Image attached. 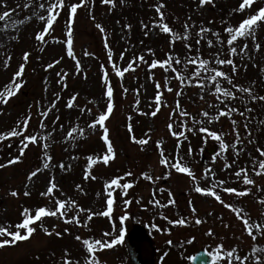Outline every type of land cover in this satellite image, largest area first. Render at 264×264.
Returning a JSON list of instances; mask_svg holds the SVG:
<instances>
[{
	"label": "rangeland",
	"instance_id": "374dc122",
	"mask_svg": "<svg viewBox=\"0 0 264 264\" xmlns=\"http://www.w3.org/2000/svg\"><path fill=\"white\" fill-rule=\"evenodd\" d=\"M50 2L52 0H0V15L7 11L9 17L5 19L13 22L23 21L15 29L11 26L0 38V92L11 83L19 65L25 63L23 53H30L23 76L17 79V83L23 81L21 89L9 98L7 104L0 102V133L17 127V121H22L30 113L31 119L25 134L47 137L46 140L41 139L38 143L30 144L19 162L12 165H7V161L20 156V141L23 136L0 140V164L7 165L0 168V226L15 231V225L22 219L21 212L24 207L35 209L38 206H47L54 209L57 199L77 202L76 208L65 209L69 218L75 216L79 208L86 211L79 213V225L65 223L64 219L58 216L45 217L36 222V231L30 239L0 248V264H41L44 261L50 262L49 264H63L64 259L71 260L73 264H84L87 253L82 241L76 239L77 236L82 239L108 241L119 234L121 227L126 231L132 224H140L147 229L156 255L157 252L160 254L170 251L165 256L167 264H190L189 258L197 249H206L214 264L213 253L216 245L221 243L225 250L235 247L239 256H250L248 264H256L252 247L255 244L264 248V237L258 236L254 242L243 231V222L236 218L232 210L220 204L214 197L197 193L187 173H179L161 165L159 160L161 149L170 162H176L179 155L182 165L189 167L196 174L201 187L208 188L216 183L215 190L225 204L232 203L238 208H243L252 220L259 219L264 222V204L259 203L264 199V175L257 176L254 171L258 169L259 161L264 160V156L257 151V148H264V137L256 136L257 130L254 131L256 134L249 131L244 134V125L247 124L250 129L254 128L252 125L258 127L256 119L259 118L256 114L251 117L249 113L247 115L250 118L246 122L243 111H248L247 109L254 106L264 116V101L257 100L240 105V98H236L224 100L222 103L214 94V84L207 85L203 92L194 79L192 83L186 82L181 86L176 72L160 67L150 69L149 64L157 58L164 60L170 54L184 59L181 65L173 66L186 80L195 70H186L183 63L191 52L182 54L181 49L172 47L171 39H164L159 28L153 26L154 22L159 20L154 5L163 2L165 22L174 33L182 36L187 23L190 26L188 33L196 37L195 50L202 53L203 59L210 61L209 67L229 69L231 76L236 75L232 78L233 84L251 87L256 95L258 88L264 87V22L256 29V39H239L233 45L238 51L231 55L227 45L228 36L223 29L229 25H238L241 19L250 14L247 10L243 14L233 12L239 0H212L203 6L199 4V0H112V3L108 4L103 0H86L85 6L77 10L72 23V48L75 55L70 57L67 54V6L79 3V0H64L66 7L58 17V22L54 24L51 34L46 36L47 43H41L35 39V33L42 30L44 22L39 21L34 13L46 15V11L40 9L39 5L43 3L47 6ZM26 3H30L32 7L25 8ZM258 7H264V0H257L251 12L254 13ZM29 17L31 19H28ZM97 24L105 31L101 32L96 27ZM173 24L177 28H173ZM128 25L130 27H127ZM201 27L211 30L204 33L203 38L197 36ZM216 32H220L223 46L217 43L214 35ZM17 36L18 39H15ZM208 40L213 41L212 46L208 45ZM245 43L248 48L244 53H240L239 49ZM257 43L261 45L259 50L255 48ZM109 48L112 53L111 62L108 59ZM85 52L90 54L85 55ZM159 52L161 55L156 57L155 54ZM9 55L11 60L5 68L3 62ZM217 55L221 59H233L237 71L233 73L232 66L228 64L218 65ZM141 56L144 57L143 62L139 59ZM77 60L80 63L79 71L76 68ZM57 61L59 63H56ZM130 62L133 63V69L125 72L123 77L115 74L113 64L123 70ZM48 64H53V67L48 68ZM102 71L109 72V81L114 90L113 112L105 123L115 149V159L108 165L101 162L89 167V156L94 159L102 157L106 151L101 145L104 144L101 139L102 130L99 127H88L99 113L107 108L104 96L106 85L99 76ZM205 75L207 74L201 73V76ZM155 82L161 85L159 89ZM220 83L223 88L239 93L226 79L220 80ZM168 87L173 91L168 92ZM157 91L162 93V103L160 111L153 116L151 113L156 111L157 107ZM177 92L182 95L177 96ZM72 96H76V101L72 108H68L66 105ZM177 100L188 116H181L179 110L173 113ZM227 107H234L239 111L233 113L231 118L222 116L219 120L209 122L210 117ZM45 111L48 112L47 116L42 115ZM204 111L209 113V117L202 115ZM240 112L243 115H240ZM232 120L237 122L235 126ZM42 122L45 124L44 128L40 127ZM169 123L173 124V131H184L193 136L204 135L205 142L210 140L205 146L216 147L214 156L204 152L205 146H200V137L197 139L198 145L194 146L193 155L177 153L178 149L174 145L178 140L171 135L167 127ZM129 124L132 125L131 131ZM185 124L186 128L183 127ZM203 124L209 131L222 134V139L228 147L222 150L212 141L215 139L201 132ZM77 128L84 130L83 136L74 132V138L69 137L68 133ZM133 136L136 141L146 139L148 143L141 146L133 140ZM157 141L163 143L158 146ZM45 142L49 145L47 151L52 157V166L49 168H43ZM233 144H236V148L232 147ZM88 147H91L89 151ZM61 163L64 168L60 167ZM37 168L41 171L31 180L28 179L29 173ZM205 168L211 169L207 178ZM241 168L247 170L248 176L255 181L254 185H245L243 175L236 176V172ZM86 172H90L87 179ZM127 172L133 175L124 176ZM142 173L151 175L153 179H146ZM111 176H123L124 179L120 183L132 182L133 187L128 189L126 194L119 188L112 193L115 198L111 216L98 214L88 220L87 210L91 213L107 210L108 194L104 186L106 181L112 179ZM53 179L57 185L54 195L42 196L41 193L47 190L49 182ZM220 180L225 182L224 185L218 184ZM78 184L82 190L77 189ZM224 187L241 191L245 188L252 190L245 197H239L225 193ZM12 191H16L18 195L12 196ZM25 191L29 195L26 196ZM169 199H173L175 203L169 205ZM125 200L129 201L127 205ZM154 201H159V204ZM193 207L196 209L195 213L191 211ZM122 216H127V219L121 221ZM181 217L188 222L184 225L170 223L171 220ZM196 217L204 223L196 224ZM41 224L53 235L45 234ZM65 229L68 231L65 232ZM208 229H212V236L206 234ZM56 232L62 235L56 236ZM192 237H195V240L191 244L187 243ZM53 240L62 242L53 244ZM168 241L172 243L169 244ZM96 255L101 264L113 263L115 255L122 261L128 257L126 249L118 245L100 250ZM257 255L264 260V253ZM223 264H228L227 260L223 261Z\"/></svg>",
	"mask_w": 264,
	"mask_h": 264
},
{
	"label": "snow or ice",
	"instance_id": "6c2138e0",
	"mask_svg": "<svg viewBox=\"0 0 264 264\" xmlns=\"http://www.w3.org/2000/svg\"><path fill=\"white\" fill-rule=\"evenodd\" d=\"M104 3L108 4V3H112V0H103ZM212 0H199V4L201 6L207 4V3H211ZM257 0H239L238 6L233 9L234 13H240L243 14L246 10L250 12L249 15L245 16L243 19H241L238 23V25H229L227 27H224L223 32L227 34L228 38H227V45L229 46V52L231 55H234L237 53L238 49L236 47H233L234 43H236L239 39L241 38H247V37H252L253 40L256 39L255 36V32L257 27L264 22V7H258L256 9V11L254 13L251 12V9L256 5ZM86 4V0H79V3H72L70 4V6H67L69 8V13H68V26H67V54L70 57H74V52H73V48H72V23L74 21V18L77 14V10L79 8H81L82 6H85ZM25 8H30L32 7V5L30 3H26L24 4ZM66 7V4L64 2V0H52V2H50L47 6L43 3H41L39 5V8L46 11V15H41L38 13H34L35 15H37L39 21L44 22L43 23V28L41 31H38L35 33V39L38 42L41 43H47L46 40V36L51 34L54 24L58 22V17L61 15L62 10ZM155 7V11L159 16V20L154 22V27L159 28V30L162 33L165 34H169L172 37V40L170 42H175L176 39H188V29H189V25L186 23L185 24V33L183 37H180L179 34L174 33V30L169 26L168 23L165 22V14L162 11V9L165 7V5L163 4V2L154 5ZM9 17V12H4L2 15H0V21L5 20V18ZM28 19H31V17H29ZM23 21H15L12 23V27L15 29L17 28L18 25L22 24ZM223 23V22H222ZM9 27L8 24L4 25V30L6 31L7 28ZM96 27L101 31L104 32L105 29L97 24ZM127 27H130V25H128ZM147 27V26H145ZM211 31L210 29L201 27L199 32L197 33V36L203 38V34L206 32ZM145 35H147V32L145 33ZM214 35L216 36V41L217 43L221 44V46H223L224 41L220 39V32H216L214 33ZM15 39H18L17 37H14ZM197 43H199V41H197ZM209 46L213 45V41L212 40H208L207 41ZM107 46V43H106ZM186 47H188L189 49H191L192 45L191 44H187ZM261 47V45L259 43H257L255 45V48L257 50H259V48ZM248 48V44L245 43L244 46L242 48L239 49L240 53H244ZM149 51H151V49H149ZM90 53L85 52V55H89ZM30 56L29 52H24L23 53V60L25 61V63H21L19 65V69L17 71H15L14 75L12 76V81L9 85H7L5 87V90L0 92V102L7 104L9 102V98L15 96L17 94V92L21 89L23 81L21 80L20 83H17V79L18 78H22L23 73L25 71V64L28 61ZM121 58H123V54H121ZM108 59L111 62L112 61V53H111V49L109 48L108 50ZM139 59L143 62L144 57L141 56L139 57ZM11 60V56L9 55L8 58L6 60H4V67L7 68L9 66V61ZM182 61L179 59V57H173L170 54L168 55V57L164 60H159V59H154L151 64H149V68L150 69H155L158 66L162 69L168 70L171 69L173 72L177 73V79L180 80V84L181 86H183L186 82L187 83H192L193 79L196 81L197 86H199L201 88V91L203 92L204 88L207 85H211L214 84L215 88H214V94L217 96L218 99H221V102L223 103L224 100H235L236 97V93L234 91H231L229 89H225L222 87L221 83H220V79H226L228 81L229 84H232L233 88H235L236 90H238L241 93H246L248 95V97L250 98L251 101H264V96H256L253 94V89L251 87H244L242 85H235L233 84L232 81V77L230 75H228V73L219 70L218 68L209 67L210 61L207 59H203L202 57H200L199 55L195 56V57H191V58H187L185 61H183L184 63V67L185 69H187L190 65L193 66H197L195 67V70L192 72V76L187 78V80L185 79V77L173 66L174 64H180ZM56 63H59L58 61ZM216 63L218 65H224V64H228L232 66V72L235 73L237 71V67L234 63V60L229 58V59H221L219 58V55H217L216 57ZM48 68H52L53 64H48L47 65ZM133 63H129L127 68H124L123 70H121L119 67H117L115 64H113V69L115 71V74L119 77H123L125 72H128L130 69H133ZM76 68L77 71H79L80 69V63L77 60L76 61ZM206 73L207 75L205 76H201V73ZM59 75V74H58ZM66 75V74H65ZM61 79H63V77H61ZM103 81L106 85V89L104 92V96L107 98V108L105 111H102L99 113V115L97 116V118L95 120H93L91 122V124H89V128L91 129H95L97 127H99L102 130V136L101 139L103 140V142L106 145V151L104 153V155L102 157H96L95 159L92 156H89L88 159V166L91 167L92 165L96 164V163H103L104 165H108L110 163V161H112L113 159H115V149L113 147V143L109 138V129L106 126V120L109 118V116L112 114L113 112V108H114V104H113V86L111 85L110 81H109V72L105 71L104 75H103ZM157 89H159L161 87V85L158 83L156 85ZM168 92H172L173 89L171 87L167 88ZM177 96L182 95L181 92H177L176 93ZM57 99H59V97H57ZM241 99H243V97H241ZM76 101V96H72L68 102H67V107L68 108H72L74 106V102ZM155 101L157 104L156 107V111L152 112L151 114L153 116H156L157 113L160 111L161 108V103H162V93L160 91L156 92V96H155ZM139 103V101L137 100V104ZM211 107V105L209 106ZM177 110L180 111V115L181 116H188L189 114L182 110L180 108V102L179 100H177L176 102V108L173 109V113H175ZM249 112L251 111V109H247ZM81 111H84V109H81ZM87 111H91V109H87ZM239 109L234 108V107H227L226 109H222L220 110L217 115L212 116L209 118V122L214 121V120H219L220 117L222 116H227L229 118L232 117L233 113L238 112ZM240 115H243L242 112L239 113ZM43 116H47L48 112L45 111L42 113ZM202 115L204 117H209V113L207 111H204L202 113ZM31 119V115L29 113V115L24 118L22 121H17V127H14L13 129H11L10 131L6 132V133H0V140H5L8 139L10 137H19V136H23V139L20 141L21 147H20V156H16L13 157L12 159H9L7 161V165H12L14 163L19 162L21 156L24 155L25 150L29 147L30 144L32 143H38L41 139L46 140L47 137H39L37 135H26V131L29 127V122ZM57 119H59V117H57ZM130 119V118H129ZM195 123V121H193ZM236 121L232 120V124L233 126L236 125ZM20 125H23V127H20ZM41 128L45 127V124L42 122L40 125ZM168 129L171 132V135L174 137H178L180 139L185 138V132L184 131H173V124L169 123L168 124ZM183 127H187V125H183ZM244 127L247 129L248 125L245 124ZM129 131L132 130V125L129 124L128 125ZM194 130V129H193ZM201 132L207 133L208 135H210L213 139L219 141V146L222 150L226 149L228 147V145H226L222 139V134H218L215 131H209V129L207 128H200ZM74 132H78L81 136H83L84 134V130L83 129H72L69 133L68 136L71 138L73 137V133ZM133 140L136 141V138L133 136ZM137 143H139L141 146L145 145L148 143V140L146 139H140L138 141H136ZM239 142V132L237 131V143ZM251 142V141H249ZM163 142L162 141H157V145H161ZM49 145L48 143H44L43 144V148L45 149L44 151V160H43V168H49L51 167V160L52 157L51 155H49L47 149H48ZM233 148H236V144L232 145ZM177 148H179V142L177 144ZM191 151V149H190ZM257 151L260 153L261 156H264V148H257ZM160 160L159 163L161 165H165L166 167H169L170 169H175L177 172L179 173H187V175L191 178V180L193 181V184L195 186V191L197 193H200L202 195H206L209 197H214L216 201H218L220 204L224 205L226 208L232 210L235 214H236V218L238 220H241L243 222V231L251 237V239L255 242L257 240L258 236L264 237V222H261V220L257 219V220H252L251 217L249 215H247L244 212L243 208H238L236 207L234 204L232 203H228L225 204V201L222 199L221 195H219L217 193V191L215 190V188L217 187L216 183H213V185L211 187L208 188H204L201 187L199 185V181L197 180V176L196 174L187 166L182 165L181 163V159L179 157V155L177 156V160L176 162H170L167 157H165L163 150L161 149V153H160ZM7 165L5 164H0V168H4ZM61 168H64L63 163L60 164ZM225 167H231V165H225ZM41 171L40 168L35 169L34 171L29 173L28 179H32L33 177H35L37 175V173H39ZM255 174L257 176H262L264 175V160H260L259 161V167L258 169H254ZM211 172L210 168H205L204 169V173H205V178H207L208 173ZM90 175V172H86L85 173V178L87 179ZM133 174L131 172H127L124 174V176H132ZM142 175L148 179V180H152L153 177L151 175H148L147 173H142ZM168 175H170V172L168 173ZM215 174L213 173V176ZM241 175H243V183L245 185H254L255 181L253 179H251L248 174H247V170L244 168L239 169L236 172V176L240 177ZM93 179H95V177H92ZM124 177L123 176H116L114 178H112L110 181H106L105 182V191L108 194V199L106 201L107 203V210L102 212V213H91L90 210L89 211V215H88V220L92 219L93 215H104V216H111L112 211H113V205H114V198L112 193L117 189H121L125 194L127 193V190L130 189L131 187H133L132 182H128V183H123L121 184V180H123ZM224 181L220 180L218 182L219 185H224ZM77 189H81V186L78 184L76 185ZM57 189V185L55 183V180L53 179L52 181L49 182V186L47 187V190L43 193H41L42 196L44 197H52L54 195V190ZM82 190V189H81ZM251 188H245L244 190H238L236 188L233 187H224L223 191L225 193L228 194H234L237 195L239 197H245L246 195H248L251 192ZM26 196L29 195V193L27 191H25L24 193ZM12 196H17L18 193L16 191H12L11 192ZM99 195V193H98ZM124 203L127 205L129 203V201L125 200ZM154 203L159 204V201H154ZM175 201L173 199H169L168 204H174ZM191 203V202H189ZM260 204H264V199H261L259 201ZM77 207V202L75 200H62V199H57L55 201V208H49L47 206H38L35 209L29 208V207H24L22 212H21V221L19 223H17L15 225V231H10L7 227L4 226H0V237H8V238H0V248H4L6 246H13L16 245L18 242L20 241H26L28 239L31 238V236L33 235V233L36 231V228L34 227L35 223L38 221H42L43 218L45 217H61L64 219L65 223L68 224H77L79 225L81 223L80 218H79V213L80 212H85L86 210L84 208H79V211L77 212V214L75 216H72L71 218L68 217L65 209L66 208H76ZM191 211L193 213L196 212L195 207H193L191 209ZM34 213V214H33ZM163 215V214H161ZM165 219H168L167 217H164ZM127 219V216H122L121 217V221H124ZM188 221L181 217L179 219L176 220H171L170 223L174 224V225H184L186 224ZM195 223L196 224H202L204 223V221H202L199 217L195 218ZM86 226V225H85ZM153 227H156V225H152ZM41 227L43 228V231L45 234L47 235H53L52 232L49 231L48 228L43 227V225L41 224ZM115 227V226H114ZM65 232L68 231V229L64 230ZM208 236H212L213 235V231L212 229H208V232L206 233ZM56 236H60L62 235V233L60 232H56L55 233ZM105 235L107 236L108 233H105ZM124 238V228L121 227L119 229V235L116 236L115 238L109 239L108 241H104V240H98V239H82L81 236H77L76 239L78 241H82V245L84 246L85 250H86V258L84 261V264H101L100 259L98 258V256L96 255V253L100 250H103L105 248H112L113 246L117 245L118 243H121L123 241ZM195 240V237H192L191 239H189L187 241V243L191 244L193 241ZM169 244L172 243V241H168ZM67 252V250H66ZM238 249L233 247L230 250H225L224 249V245L218 244L216 245L215 251L213 253V258H214V264H223V261L227 260L228 264H248V260L251 258L250 256H244L241 257L237 254ZM257 253H264V248H259L257 247L255 244L252 247V256L255 257V261L256 264H264V260H262L260 255H257ZM63 264H73V262L71 260L68 259H64L63 260ZM77 264H79V262H77Z\"/></svg>",
	"mask_w": 264,
	"mask_h": 264
},
{
	"label": "water",
	"instance_id": "95a60500",
	"mask_svg": "<svg viewBox=\"0 0 264 264\" xmlns=\"http://www.w3.org/2000/svg\"><path fill=\"white\" fill-rule=\"evenodd\" d=\"M126 245L130 257L135 264H152L154 252L146 236L144 229L140 226H134L126 237ZM194 264H208V257L199 252L192 259Z\"/></svg>",
	"mask_w": 264,
	"mask_h": 264
},
{
	"label": "trees",
	"instance_id": "16d2710c",
	"mask_svg": "<svg viewBox=\"0 0 264 264\" xmlns=\"http://www.w3.org/2000/svg\"><path fill=\"white\" fill-rule=\"evenodd\" d=\"M173 28H177V26L173 24ZM183 36H184V34L182 36H180V37H183ZM162 37L163 38H169L170 36H168V34L162 33ZM195 41H196L195 35H192V34L188 33V39H176L174 43L172 42V44H173V46H175V48H178V50L181 49V51H183L182 54H188L189 52H191V54H189V56H188L189 58L195 57L197 55H199L200 57H202L203 56L202 53L200 51H197L196 52V50H195V46H196ZM187 44H191L192 45L191 49H189L188 47H186ZM185 51H187V52H185ZM155 55H156V57H158V56L161 55V53L159 52V53H156ZM182 59L183 58H181L180 60L182 61ZM177 65H179V64H177ZM180 65H181V63H180ZM197 66L190 65L186 70L195 69V67H197ZM215 68H218V67H215ZM221 70L224 71V72H226V73H228V75L231 76L229 69H221ZM262 90L263 91H261V93H264V89H262ZM238 95L239 94L236 93V97ZM238 97L240 98L242 104H244V103L250 104L251 103V100H250L249 97H247V99H245V94H242L243 99H241V96L240 95ZM250 109H252L256 113V110H255V108L253 106H251ZM257 117L259 118V126L257 127V125H252V127H254V128H252V129H249L248 128L247 130L248 131H253V132L255 130H257L258 131V134L261 135V136H263L264 135V121H263V119H260V117L258 115H257ZM188 141H189V139L187 137H185V138L182 139L181 142L187 143Z\"/></svg>",
	"mask_w": 264,
	"mask_h": 264
},
{
	"label": "bare ground",
	"instance_id": "6f19581e",
	"mask_svg": "<svg viewBox=\"0 0 264 264\" xmlns=\"http://www.w3.org/2000/svg\"><path fill=\"white\" fill-rule=\"evenodd\" d=\"M12 23H13V21L10 20V19H5V20H3L2 22H0V38H1L3 35H5V34L10 30ZM5 24H8V25H9V27L7 28L6 31L4 30V25H5Z\"/></svg>",
	"mask_w": 264,
	"mask_h": 264
}]
</instances>
